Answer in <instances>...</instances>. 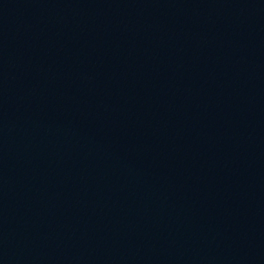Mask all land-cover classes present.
<instances>
[{
	"label": "water",
	"instance_id": "obj_1",
	"mask_svg": "<svg viewBox=\"0 0 264 264\" xmlns=\"http://www.w3.org/2000/svg\"><path fill=\"white\" fill-rule=\"evenodd\" d=\"M0 264H264V0H0Z\"/></svg>",
	"mask_w": 264,
	"mask_h": 264
}]
</instances>
